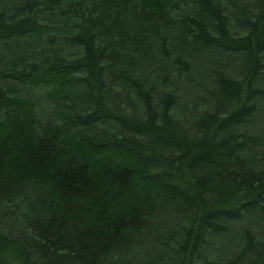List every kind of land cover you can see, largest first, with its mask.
I'll list each match as a JSON object with an SVG mask.
<instances>
[{
	"label": "trees",
	"instance_id": "1",
	"mask_svg": "<svg viewBox=\"0 0 264 264\" xmlns=\"http://www.w3.org/2000/svg\"><path fill=\"white\" fill-rule=\"evenodd\" d=\"M0 264H264V0H0Z\"/></svg>",
	"mask_w": 264,
	"mask_h": 264
}]
</instances>
